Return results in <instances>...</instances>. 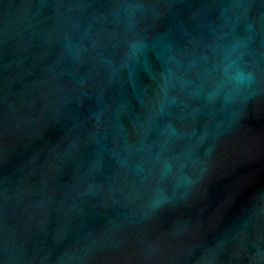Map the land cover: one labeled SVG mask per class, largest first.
<instances>
[{
	"label": "water",
	"instance_id": "water-1",
	"mask_svg": "<svg viewBox=\"0 0 264 264\" xmlns=\"http://www.w3.org/2000/svg\"><path fill=\"white\" fill-rule=\"evenodd\" d=\"M0 264H264V0H0Z\"/></svg>",
	"mask_w": 264,
	"mask_h": 264
}]
</instances>
